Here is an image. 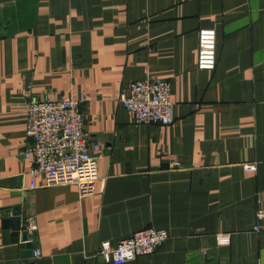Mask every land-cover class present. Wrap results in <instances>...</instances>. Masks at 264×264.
Masks as SVG:
<instances>
[{
    "label": "crops",
    "instance_id": "crops-1",
    "mask_svg": "<svg viewBox=\"0 0 264 264\" xmlns=\"http://www.w3.org/2000/svg\"><path fill=\"white\" fill-rule=\"evenodd\" d=\"M148 76L171 83V125H135L122 102ZM62 97L85 98L89 141L111 147L91 196L32 188L29 102ZM259 210L264 0H0V264H115L99 244L150 227L170 237L123 264H264Z\"/></svg>",
    "mask_w": 264,
    "mask_h": 264
},
{
    "label": "built area",
    "instance_id": "built-area-1",
    "mask_svg": "<svg viewBox=\"0 0 264 264\" xmlns=\"http://www.w3.org/2000/svg\"><path fill=\"white\" fill-rule=\"evenodd\" d=\"M216 40L215 29L205 27L199 31L197 59L200 70L216 68ZM171 90V83L167 79L148 76L131 82L123 90L121 99L132 114L135 125H171L175 121ZM85 104V98L72 97L33 99L29 102L26 134L31 145L26 150L25 157L33 163L30 170L32 188L76 185L81 197L95 194L99 180V158L103 153L109 152L111 147L89 141L84 129ZM248 167L254 169L255 164ZM37 179L42 181L39 183ZM263 218L264 210H259L257 219L260 221ZM26 223V231L33 235L35 225L31 219ZM255 228L259 231V226ZM169 237L166 229L144 228L121 239L117 244L102 241L97 255L108 262L123 264L140 255L155 252ZM40 255L41 250L35 248L34 257L38 258Z\"/></svg>",
    "mask_w": 264,
    "mask_h": 264
}]
</instances>
